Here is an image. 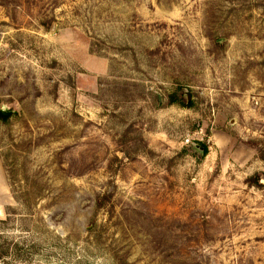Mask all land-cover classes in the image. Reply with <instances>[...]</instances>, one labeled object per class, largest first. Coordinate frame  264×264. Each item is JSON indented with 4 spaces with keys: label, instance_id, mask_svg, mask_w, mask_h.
<instances>
[{
    "label": "rangeland",
    "instance_id": "rangeland-1",
    "mask_svg": "<svg viewBox=\"0 0 264 264\" xmlns=\"http://www.w3.org/2000/svg\"><path fill=\"white\" fill-rule=\"evenodd\" d=\"M1 111L0 264H264V0H0Z\"/></svg>",
    "mask_w": 264,
    "mask_h": 264
},
{
    "label": "trees",
    "instance_id": "trees-1",
    "mask_svg": "<svg viewBox=\"0 0 264 264\" xmlns=\"http://www.w3.org/2000/svg\"><path fill=\"white\" fill-rule=\"evenodd\" d=\"M180 100L176 96H172L170 99V103H179ZM0 118L5 119L6 116L0 112ZM207 149V147H205ZM261 157L264 159V152L261 150ZM251 185L253 186H262L261 178H250L249 181ZM7 220H1L0 219V229L5 228V224L7 223ZM25 251L24 246H22L18 242H14L10 240L5 234L0 233V260L5 259L6 257L14 255L18 258H23L25 254H22Z\"/></svg>",
    "mask_w": 264,
    "mask_h": 264
},
{
    "label": "water",
    "instance_id": "water-1",
    "mask_svg": "<svg viewBox=\"0 0 264 264\" xmlns=\"http://www.w3.org/2000/svg\"><path fill=\"white\" fill-rule=\"evenodd\" d=\"M3 115H8L10 114V112H4V111H1Z\"/></svg>",
    "mask_w": 264,
    "mask_h": 264
}]
</instances>
